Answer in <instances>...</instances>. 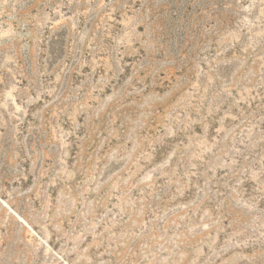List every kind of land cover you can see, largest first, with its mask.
I'll return each instance as SVG.
<instances>
[{
    "label": "rangeland",
    "instance_id": "rangeland-1",
    "mask_svg": "<svg viewBox=\"0 0 264 264\" xmlns=\"http://www.w3.org/2000/svg\"><path fill=\"white\" fill-rule=\"evenodd\" d=\"M0 264H264V0H0Z\"/></svg>",
    "mask_w": 264,
    "mask_h": 264
}]
</instances>
